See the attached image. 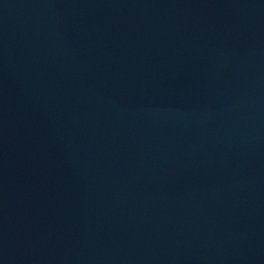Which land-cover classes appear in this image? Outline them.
<instances>
[{"label":"water","instance_id":"1","mask_svg":"<svg viewBox=\"0 0 264 264\" xmlns=\"http://www.w3.org/2000/svg\"><path fill=\"white\" fill-rule=\"evenodd\" d=\"M0 264H264V0H0Z\"/></svg>","mask_w":264,"mask_h":264}]
</instances>
